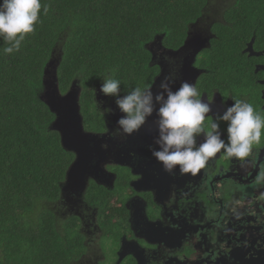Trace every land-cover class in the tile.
Here are the masks:
<instances>
[{
  "label": "flooded vegetation",
  "instance_id": "af4514ba",
  "mask_svg": "<svg viewBox=\"0 0 264 264\" xmlns=\"http://www.w3.org/2000/svg\"><path fill=\"white\" fill-rule=\"evenodd\" d=\"M212 4L211 11L191 25L190 34L199 33L200 47L192 44L190 36L184 48L185 42L177 51L164 49L166 56L159 63L166 67L152 62L158 72L150 86L155 93L166 78L173 91L182 81L194 83L200 98L211 104L206 126L235 99L264 112V0L251 5L248 17L235 0H213ZM231 10L239 15L231 19V14L224 13ZM211 44L216 53L208 63L205 51ZM99 86L93 94L99 129H88L83 119L82 129L91 139L88 150L99 153L94 167L107 159L101 164L103 170L77 179L80 186L86 182L81 205L91 214L87 222L78 207L69 215L80 219L83 231L87 229L83 232L87 253L74 264L264 263V136L245 158L228 157L221 150L195 175L179 174L178 166L168 173L152 155V149H158L157 127L155 133L149 130L155 125V113L146 120L148 130L141 127L125 135L113 127L108 111L114 104L123 113L114 99L97 97ZM226 127V122H220L225 139ZM121 176L127 188L115 191ZM97 186L118 197L108 201L111 212L98 217L82 202L84 192ZM117 210L119 216L113 212ZM108 238L112 239L109 258L97 244Z\"/></svg>",
  "mask_w": 264,
  "mask_h": 264
},
{
  "label": "trees",
  "instance_id": "16d2710c",
  "mask_svg": "<svg viewBox=\"0 0 264 264\" xmlns=\"http://www.w3.org/2000/svg\"><path fill=\"white\" fill-rule=\"evenodd\" d=\"M235 2L248 17L259 0ZM40 3V22L25 35L18 51L5 53L10 45L0 37V264H74L87 253L80 219L63 217L58 206L74 155L62 148L58 132L51 129L55 115L39 99L49 62L58 60V93L65 94L76 82L83 123L98 130L93 94L102 78L119 79L121 95L151 86L158 69L148 45L160 37L164 49L177 50L189 37L191 25L214 5L213 0ZM224 13L231 19L239 15ZM215 53L212 44L207 47L208 63ZM125 188L126 178L118 177L113 190ZM101 189L89 187L82 196L97 217L110 213L108 201L118 198L114 191ZM113 212L119 216L120 210Z\"/></svg>",
  "mask_w": 264,
  "mask_h": 264
},
{
  "label": "clouds",
  "instance_id": "9594fccd",
  "mask_svg": "<svg viewBox=\"0 0 264 264\" xmlns=\"http://www.w3.org/2000/svg\"><path fill=\"white\" fill-rule=\"evenodd\" d=\"M40 10V0H0V37L10 45L4 48L5 53L18 51L25 35L35 31L34 25L40 22ZM159 89L154 93L150 86H137L121 95V81L105 76L99 92L103 96L115 97V104L123 113L116 122L117 128L125 135L139 131L155 112L158 149H152V155L166 172L174 173L178 166L179 174L195 175L221 150L228 157L242 159L262 142L264 112L255 109L250 102L235 99L206 126V117L212 111L211 104L200 98L194 83L182 81L173 91L169 78H166ZM220 122L227 124V139L220 130ZM201 136L202 142L198 143Z\"/></svg>",
  "mask_w": 264,
  "mask_h": 264
},
{
  "label": "rangeland",
  "instance_id": "374dc122",
  "mask_svg": "<svg viewBox=\"0 0 264 264\" xmlns=\"http://www.w3.org/2000/svg\"><path fill=\"white\" fill-rule=\"evenodd\" d=\"M198 31L194 30L192 35H191V42L194 45L195 43V47H200V43L197 42V39H199V35H198ZM159 40L160 37H156L155 40L148 45L149 51L151 53V55H153V61L152 62H162L163 61V57L166 56L165 51L159 46ZM192 45V46H193ZM184 52V51H183ZM57 58L54 57L51 61L50 64L47 66V70L46 73L44 75V80L45 82L48 83V85L45 86V88H42L41 94H40V98H44L45 100L47 99H51V96H53L54 94H56V87L54 86V80L53 75L55 73V69H56V65H57ZM160 64V63H159ZM163 68L166 66H163L162 64H160ZM99 88L100 86L97 88V92L96 95L98 98L102 99L103 96L102 94H100L99 92ZM78 86L77 83L74 82L70 89L69 92L75 93L76 95V101H77V94H78ZM68 92V93H69ZM58 93V92H57ZM57 98H61L65 95H59V93L56 95ZM43 100V99H42ZM55 103L57 104V100H55ZM64 104V101H62V105ZM78 104V102H77ZM61 104L59 105V107H64ZM112 105V111L110 112V117L111 120L114 122L112 123L113 127L117 128V120L120 118L121 114L119 112H117L114 109V104ZM110 107V105H109ZM157 108L159 107V105L156 106ZM71 102H69L66 106V108L64 109V114L66 116L65 120H62V127L59 126V124H56V127L58 129V134L60 135V137L64 135L65 131H67V133H70V131H75V129L73 127H70L71 124V120H70V114L69 112L71 111ZM155 113V112H154ZM153 113V114H154ZM152 120L154 121V126L150 127V132L155 133L156 132V123L155 121L157 120V116L156 114L153 115ZM147 123L144 124L142 126V128L148 130L147 128ZM66 129H64V128ZM71 129V130H70ZM78 138L80 140V142H75L72 139L74 138ZM75 137L74 136H70L67 135L68 140H72V143H77L78 146H82V148L85 150V162L81 163V168L75 170L74 172L71 173L70 179L69 181H64L63 184L61 185V198H60V202L58 203V206L60 208V212L65 213L66 215H64L63 217L69 216L72 213H75L77 207L79 208L77 212H80V209L83 210V217L84 220L87 222V219L89 218L90 214L86 211H84V209L82 208L81 205V195L82 192L84 191L85 188V184L86 182H83L82 185L80 186L81 181L77 180L81 175L83 176L84 174H89L92 173L93 171L99 172L100 170H103V168L101 167V164L107 159V158H103L97 165L96 167H94V162L99 159V153L97 152L94 155V152H90L88 150L87 144L91 141V139H89L87 137L86 134H84V132L81 133H75ZM108 157V155H107ZM109 185V184H108ZM87 230V229H84ZM95 239V238H94ZM111 238L105 239V240H101L99 242H97L98 246H99V250H101L102 252H104L105 256L107 258L110 257V242H111Z\"/></svg>",
  "mask_w": 264,
  "mask_h": 264
},
{
  "label": "water",
  "instance_id": "95a60500",
  "mask_svg": "<svg viewBox=\"0 0 264 264\" xmlns=\"http://www.w3.org/2000/svg\"><path fill=\"white\" fill-rule=\"evenodd\" d=\"M159 46H161L160 42H159ZM190 48H191V45H190ZM49 64H50V62H49ZM46 70L47 69H45V71H44V75L46 73ZM52 79L54 80V86L56 87V80H57L56 79V73H54ZM46 85H48V83L45 82L44 76H43L42 87L45 88ZM69 89L65 94H63L65 96H63L61 98H57V96H56L58 94L57 93L58 91H56V94L51 96V99L45 100L44 98H42L43 99L42 100L39 96V99L48 107L49 111L51 113H53V115H55V119H54L53 123L51 124V129H53L56 132H58L56 124H59V126L62 127L61 122H62V120H65V118H66V116L64 114V109L66 108L67 104L69 102H71V108H70L71 111L69 112L70 120H71L70 127H73L75 129V131H72L70 129L71 130L70 133H67V131H65L63 137L62 136L60 137V135H59L62 148H64V150H66V151H69L72 153L74 152L76 154L75 161L70 165V167L66 173V178H65L66 182L69 181L71 173L74 172L75 170L81 168V163L86 161L84 158L86 155L85 150L82 148V146H78L77 143L80 142V140L75 137L76 132L77 133L83 132L82 117H81L80 112H79V105L77 104V101H76V95H75V93L69 92ZM56 90H57V87H56ZM78 93H79V90H78ZM59 95H61V94H59ZM77 97H78V94H77ZM55 100H57V104L55 103ZM62 101H64L63 105H62ZM60 104L64 107H59ZM67 135L74 136L75 138L72 140L77 142V143H72V140H68ZM249 264H264V263L263 262H261V263L253 262V263H249Z\"/></svg>",
  "mask_w": 264,
  "mask_h": 264
}]
</instances>
